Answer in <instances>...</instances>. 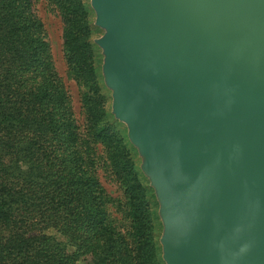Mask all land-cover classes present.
<instances>
[{"label":"water","instance_id":"water-1","mask_svg":"<svg viewBox=\"0 0 264 264\" xmlns=\"http://www.w3.org/2000/svg\"><path fill=\"white\" fill-rule=\"evenodd\" d=\"M174 264H264V0H97Z\"/></svg>","mask_w":264,"mask_h":264},{"label":"trees","instance_id":"trees-1","mask_svg":"<svg viewBox=\"0 0 264 264\" xmlns=\"http://www.w3.org/2000/svg\"><path fill=\"white\" fill-rule=\"evenodd\" d=\"M53 2L72 63L69 15L62 0ZM47 52L31 0H0V264H75L87 255L94 264H124L106 212L90 203L99 182L74 175L69 160L59 166L52 143L64 92Z\"/></svg>","mask_w":264,"mask_h":264},{"label":"rangeland","instance_id":"rangeland-1","mask_svg":"<svg viewBox=\"0 0 264 264\" xmlns=\"http://www.w3.org/2000/svg\"><path fill=\"white\" fill-rule=\"evenodd\" d=\"M62 1L73 29L72 63L64 59V24L55 3L31 0L48 42L49 63L64 92L57 99L62 107L52 143L59 166L69 160L74 175L83 179L94 175L99 182L100 190L91 195L90 203L106 212L108 226L118 236L119 260L150 264L154 257V264H174L167 257L171 231L162 192L133 137L129 110L119 106L108 75L109 26L97 0ZM59 166L56 170L62 171ZM47 233L57 235L52 230ZM75 264L94 263L87 255Z\"/></svg>","mask_w":264,"mask_h":264}]
</instances>
